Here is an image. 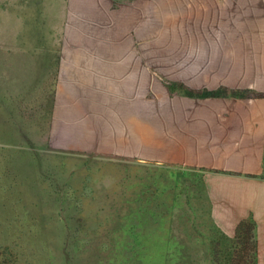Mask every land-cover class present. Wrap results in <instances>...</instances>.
<instances>
[{"label":"rangeland","instance_id":"1","mask_svg":"<svg viewBox=\"0 0 264 264\" xmlns=\"http://www.w3.org/2000/svg\"><path fill=\"white\" fill-rule=\"evenodd\" d=\"M174 11L182 14L180 17H168L166 12L155 15L149 26L153 36L145 38L143 30L139 39L135 38L144 63L149 65H143L140 74L153 78L154 90L146 94L139 92L131 104L120 102L122 89L115 81L106 89L100 87L99 94L96 90L89 93L73 90L74 95L56 108V115L69 127L63 123L54 130L50 126L48 85L43 82L41 88L29 89L25 86L32 83L31 80L0 79L3 127L0 134H5L0 142V264H53V261L56 264H100L96 258L101 249H105L101 247L103 243L116 247L112 260L118 264L140 263L141 257L148 264L231 263L229 241L222 235L223 231L208 221L197 168L164 160L162 152L153 151L150 134L157 130L156 122L146 119L152 114L155 118L171 108L181 107L177 97L184 95L180 90H188L182 86L171 87L168 101L160 81L174 76L184 78L183 74L192 75L188 74L190 71L197 73V62L208 63L206 52L210 43L209 64L225 63L217 54L229 51L232 42L237 43V37L231 39L230 32L240 30L241 26L226 23L222 5L208 9L193 0L185 8ZM123 26L119 23L118 29L102 31V43L108 46V42L113 41L123 48L127 35ZM197 32L200 33L198 39ZM50 34L60 37V29L54 33L43 32L47 37ZM254 34L250 31V45L254 44ZM241 39L246 48V34ZM3 46L0 25V48ZM11 67L17 70L16 66H10L11 70L7 68L9 77L16 73ZM170 71H174L173 76ZM1 73L0 70V76ZM108 93L115 94L116 99L109 100ZM66 106L69 110L65 114ZM70 130L78 135L63 134ZM6 147L22 149L31 156L32 152L44 155L48 169L41 179L42 183L46 180L42 185L46 189L45 196L53 202V197L61 194L67 202L64 214H60L52 202L49 206L34 205L35 188L39 185L32 188L28 184H17L15 167L6 162ZM23 154L22 161L24 158L25 162L31 161V157ZM24 170L28 174L36 169L34 164L28 163ZM44 210L67 218L60 225L69 229L64 254L68 263L63 252L60 254L61 247L56 249L52 244V234H49L50 245L46 244L48 236L40 234L39 215ZM53 228L57 233L55 226ZM213 247L219 249L217 261L211 257ZM90 250L94 253L89 256ZM257 253L259 255L258 247ZM258 264H264L262 254L258 256Z\"/></svg>","mask_w":264,"mask_h":264},{"label":"crops","instance_id":"2","mask_svg":"<svg viewBox=\"0 0 264 264\" xmlns=\"http://www.w3.org/2000/svg\"><path fill=\"white\" fill-rule=\"evenodd\" d=\"M191 1L0 0L4 45L0 48V79L31 80L25 86L29 89L41 88L43 82L48 85L50 126L54 130L63 123L69 127L56 115V108L74 95L73 90H96L99 94L100 87L106 89L115 81L122 89L120 102L131 104L139 92L154 90L153 78L140 74L146 63L135 38L139 39L143 30L145 38L153 36L149 26L155 15L166 12L168 17H180L182 13L174 9L185 8ZM197 5L208 9L224 6L226 23L241 26L230 32L237 43L217 54L225 63L209 64L210 43L208 63L197 62V73L188 72L193 77L186 80L189 76L183 74L184 78L174 76L159 82L168 101L171 87L182 86L197 95L180 90L184 94L177 97L181 107L162 112L160 118L152 114L146 119L155 121L157 127L150 134L152 150L162 152L158 155L164 160L197 168L207 218L225 234L233 236L239 223L254 221L260 258L264 256V0H197ZM119 23L127 33L123 48L113 41L106 46L102 31L118 29ZM59 29L60 37L43 35L44 31L54 33ZM250 31L255 33L253 45L248 43ZM244 34L246 48L241 41ZM10 66L17 67H11L16 71L11 77L7 74ZM169 74L173 76L174 71ZM219 89L224 91L222 95H203ZM108 95L109 100L116 99L115 94ZM64 110L66 114L69 108ZM67 133L77 134L72 130L63 134Z\"/></svg>","mask_w":264,"mask_h":264},{"label":"trees","instance_id":"3","mask_svg":"<svg viewBox=\"0 0 264 264\" xmlns=\"http://www.w3.org/2000/svg\"><path fill=\"white\" fill-rule=\"evenodd\" d=\"M186 93L189 95H197V93L191 92L190 90H187ZM223 93L224 91L222 89H219L217 91L204 93L203 95L218 96V95H222ZM3 135L5 134H0V142L3 140L4 137ZM5 149L7 150L6 162L13 163V166L15 167L14 169L16 174L15 179L17 184H21V185L24 184L25 186L28 184L32 188H35L37 187V185H39L38 189L35 188V193L37 195L34 194L36 201L33 200V203L37 207L44 206V204L45 206H49L52 200L49 201V197L45 196L46 193L44 192L46 191V189L42 186L46 180L43 183L41 180L46 176L47 174L46 170H48L45 165L44 155L39 152H32V156H31L29 153L24 152V150L22 149L19 150V148L13 150L12 148L6 147ZM22 153H24L23 155L31 157L30 158L31 161L25 162V158L23 159L24 161H22L20 159ZM28 163L34 164L36 170H34L32 173L27 174V172H25L24 169ZM53 198L54 201L52 203L55 204L54 206L57 207L60 214L61 213L64 214V210L67 202H64L63 196L61 194H58ZM41 213L42 215L41 214L39 215L41 217V218L39 217L40 225H41L40 234L41 235L43 234L44 237L45 235L48 236V239L45 237V239L47 240L46 241L47 245H50L51 236H49V234H52V237L54 238L52 241L54 243L52 244L57 246L56 249H59V247H61L60 254L63 252L65 263H68L67 261L68 257H65L64 254H66L65 244L67 243V237H68L67 235L69 234L68 232L69 229L66 228L65 226L62 227L60 225V223L64 224V222L67 220L66 216H64L65 219H63L64 217H62V215L58 216L54 214L55 212L51 213L47 210L46 211L44 210ZM209 222L212 226L216 227V225L213 224L211 221ZM54 226L56 228L57 233H55V231L53 230ZM222 235L225 238H227V240L229 241L228 254L231 261L230 264H258V255H257L258 245H257L256 225L254 221L249 219L239 223L236 232L233 236H228L225 233ZM101 247H105V249L103 250L101 249V252L97 254V258H96L97 260H99L100 264H118L116 261L112 260V255L113 254L115 255L114 252L116 251V247H113V245L108 243L106 245H104L103 243ZM229 249H231V251H229ZM218 252L219 249H217L216 247L215 248L213 247V251L211 249V257L213 261H217ZM93 253L94 251L90 250L88 255L90 256ZM57 259L59 258L57 257ZM139 260L140 263H130V264H148L145 260L142 259V257ZM53 264L56 263L53 261ZM164 264H168V262H164ZM178 264H182V263L179 262Z\"/></svg>","mask_w":264,"mask_h":264}]
</instances>
